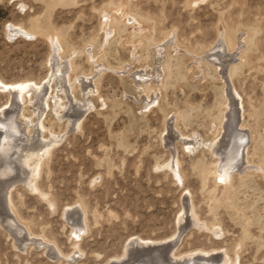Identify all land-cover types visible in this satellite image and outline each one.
I'll list each match as a JSON object with an SVG mask.
<instances>
[{
	"label": "rangeland",
	"instance_id": "rangeland-1",
	"mask_svg": "<svg viewBox=\"0 0 264 264\" xmlns=\"http://www.w3.org/2000/svg\"><path fill=\"white\" fill-rule=\"evenodd\" d=\"M10 26L31 35L11 36ZM219 32L231 49L236 34L246 37L228 85L241 102L236 118L246 128L249 168L225 183L214 176V143L228 100L203 56ZM55 36L63 49L54 55ZM144 68L160 88L147 107L130 76ZM0 79L40 86L25 94L11 123L0 122L1 158L18 161L0 173V264H105L130 237L162 241L177 232L172 260L218 249L236 264H264V0H0ZM9 101L0 90V108ZM39 123L46 127L39 140L55 141L33 190L17 177L31 166L20 165L17 148H33L35 139L23 138ZM172 156L181 177L165 165ZM78 204L86 227L75 237ZM67 205L77 207L67 215ZM186 207L198 225L179 221Z\"/></svg>",
	"mask_w": 264,
	"mask_h": 264
},
{
	"label": "bare ground",
	"instance_id": "bare-ground-1",
	"mask_svg": "<svg viewBox=\"0 0 264 264\" xmlns=\"http://www.w3.org/2000/svg\"><path fill=\"white\" fill-rule=\"evenodd\" d=\"M8 31L11 33L10 34L11 36H14L16 34L17 35L23 34L25 36H28V34H30V32H28V31H26L23 28L18 27V26L17 27H13V26L11 27L10 26V27H8ZM224 31L225 30L223 29V32ZM107 32H109V31H107ZM242 34H244V33L236 34V38H235L236 47L234 49H231L230 45L227 43V41L225 39L226 37H224V33L219 32V34H218L219 37H218L217 41L215 42V44L212 46L211 50L210 51L208 50L209 52L204 53L205 55H203V56H205L204 58H207V59L212 61L213 65L216 66L215 68H217L219 73L221 74L223 81L225 83V87H224L225 89L224 90L226 92V96H227L226 98L228 100V104L224 109L225 110V115H224L225 117L223 120L224 123H222V136H221V138H219L214 143V144H216V146L214 147L215 148L214 151H215L216 155L219 154L218 162L216 164L217 166H216L215 171H214V176H215V179H217V180L219 179V181H221V183L227 182V180L230 178V175L233 172V170L244 171L245 169L249 168L248 167L249 162L247 163L248 164L247 166H242L244 163L243 161H245L246 157H247V152L245 151L246 150V144H247L246 136H245L246 135V130H245L246 128H244L243 124L240 123L239 121H237V118H236V114H238V112H239V106H240L241 102H240L239 98L238 99L236 98V97H238V94L236 93L235 89L234 88L230 89V87L228 85V82H229L228 79L231 78L232 71L234 70V64H235L234 62L239 58L238 57L239 56L238 50L240 49L242 43L244 41H246V37ZM55 37L51 38L54 55L57 53V51L61 52V50L63 49L61 41L57 37L56 38ZM164 45L165 44H162V47H164ZM164 48H166V47H164ZM60 52H58V53H60ZM235 57H237V59ZM194 58H196V57H194ZM197 59H198V57H197ZM94 66H96V65H94ZM97 70L100 71V70H102V68L98 67ZM140 70H142V71L135 72V73H133V75H130V74L129 75L133 77L134 82H137V84H138L137 86L141 87L142 90L144 92H146V98L148 99V101L144 102V107H147L152 102H154L156 100V98H157L156 92H157V90L160 91V88L158 87V85L151 83L152 77H149V78L143 77V75H146V76H148V74L151 75L153 73V72H150L152 69L150 71H148L147 68L140 69ZM85 77L88 79L89 82L94 80L93 76L92 77L85 76ZM81 81L82 80H80V82ZM36 87L38 89L40 86H38V84L34 81H21V82L6 83L0 79V90L3 92H7L9 97H10V101L6 105H4L0 108V122L4 123V121H3L4 118L5 119L8 118L9 122L12 121L9 119L10 114L15 115L14 110L18 107V105L21 102L25 101V94H28L32 91H35ZM135 87H136V85H135ZM148 90L151 91L150 94L147 92ZM42 101H44V98H43V96H40L38 98V103H39L38 105H41ZM61 105L62 104H60V106ZM78 115H79V113H78ZM10 118H12V116ZM15 120H16V117H15ZM13 123H15V122H13ZM13 123H12V125H13ZM78 124H79V118H77L74 122V125H78ZM167 124H168V127H166V131H167L166 133L168 134V133H170L169 129H170V127H172V124L170 122H168ZM14 126L18 127L19 124L15 123ZM25 126H27V125H25ZM17 129H19V128H17ZM20 129L21 130H18V131H21L23 133L24 130L22 128H20ZM25 129H26V127H25ZM44 129L46 130V127L42 123H39L35 136H33V134L31 136L30 133L27 132V135H26L27 137L23 138V141H25L26 139H35L36 144H32L33 148L28 147V149H26L25 146H23V147L20 146L17 148L20 152V155L18 157V158H20L19 159L20 165H22V166L23 165L24 166L25 165H27V166L31 165V166H30L27 174H25V177L22 176V175H24V173H22V175L19 173L17 174V172H14V173L17 174V177L19 176L20 178H22L24 180V182L28 185V187H30L33 190L34 189L38 190L37 184L35 182V176L38 174L37 170L40 168V160L43 157L47 156L48 152H50L49 150L51 148V144L53 143V141H55V136H50L48 138V140L42 139V140H44L43 142H41L39 140L40 132H41V130H44ZM1 132L3 133L2 130H1ZM15 132H16V129H15ZM25 134H26V132H25ZM25 134L23 133L22 135L24 136ZM170 136L174 137L173 134H169V137ZM181 136H182V134H181ZM8 138H9V136H8ZM170 141L172 142V140H170ZM242 141H244V142H242ZM184 144L187 145L186 146L187 149H189L191 147L190 141H185ZM17 146H19V145H17ZM34 148H36V149H34ZM16 153H18V152H16ZM5 155L6 154H4L3 160L1 158L2 156L0 155V169H1L0 173H4V174L6 173V167L9 168L10 164H12L13 162L14 163L18 162V161L15 162V160H17V159H14V160L11 159L10 154L7 155L8 157H5ZM174 157L175 156H172V159L169 160V162L165 165L170 170H172L176 175H179L181 177L179 169L177 167V159H176V157L175 158ZM243 159H245V160H243ZM30 161H32V162H30ZM257 169H259L261 172H263V169H260V167H258ZM19 170L22 171V169H19ZM6 198H5L4 194L3 195L1 194V201L4 202V204L6 202ZM76 207H77L76 205H67L66 209H64V214L69 213L68 210H70L72 208H76ZM78 207L81 208L82 209L81 211H83V212L80 215L81 212L77 209L79 211V213H78V211L76 210V213H78V215H80V217L77 218L76 222L73 221V223L74 222L75 223L73 225L72 233H74L75 237H79L80 234L84 231V227H86V218H85L84 209L82 208L81 205H79ZM190 208L191 207L183 208V213L179 217V221H181V222L191 221V223L193 221L194 224L198 225V223L200 221L195 219L194 213H193V211H191L192 209H190ZM9 210L15 215L14 211L11 208H9L8 211ZM72 213H74V212H72ZM72 213H71V215H72ZM11 216H9V217H11ZM15 217H16V215H15ZM11 218H13V217H11ZM67 218H68V216H67ZM13 219H15V218H13ZM201 224H200V226H201ZM17 227H19V226H17ZM19 229H20V227H19ZM21 230L25 231L24 234L27 233V235H29V238L33 237V235L30 236L31 232L29 231V229L26 226H24ZM182 230L183 229H180L179 231H182ZM22 233L23 232H21V234ZM178 235H179V232H177V234H175L174 237L164 239L162 241L161 240L155 241V240H150V239H142L138 236L130 237L128 239V243L126 245H124L125 247L122 251V254H120L118 256L110 257L105 262V264H124V263L129 264L130 262H132L130 264H236V263H233L232 260H230V256L225 250L221 251L218 249H213L211 251H204L201 249L191 250L185 254L180 255L179 258H177L179 261L172 260L170 258V256L173 257L174 259H176V257H177L172 253L171 249L174 247L173 242L175 241L176 237H178ZM42 239L44 241H47L46 239L43 238V236H42ZM39 240H41V239H39ZM33 241H35L34 238H33ZM36 243H37V241H36ZM175 244H176V242H175ZM139 248H141V249H139ZM141 251H143V252H141ZM78 252H79V250L77 248H75L74 253H72L71 255H67L68 259H71V261H73L72 260L74 257L73 254L78 253ZM128 255H136V256L139 255V257H136L135 260L134 259H127ZM183 255H185V256H183ZM69 264H70V262H69Z\"/></svg>",
	"mask_w": 264,
	"mask_h": 264
},
{
	"label": "water",
	"instance_id": "water-1",
	"mask_svg": "<svg viewBox=\"0 0 264 264\" xmlns=\"http://www.w3.org/2000/svg\"><path fill=\"white\" fill-rule=\"evenodd\" d=\"M242 142H244V141H242ZM139 249H141V248H139ZM141 252H143V251H141ZM140 255H141V254H140ZM136 257H139V255H137V256H136V255H128V256H127V259H134V260H135ZM166 260H167V259H166ZM130 263H132V262H130ZM130 263H129V264H130ZM124 264H126V263H124ZM127 264H128V263H127Z\"/></svg>",
	"mask_w": 264,
	"mask_h": 264
}]
</instances>
